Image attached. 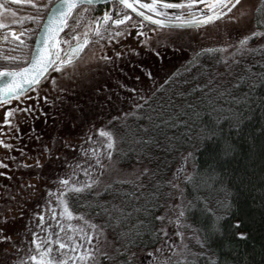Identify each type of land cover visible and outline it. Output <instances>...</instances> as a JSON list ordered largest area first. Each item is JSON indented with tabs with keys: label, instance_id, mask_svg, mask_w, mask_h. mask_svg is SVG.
<instances>
[{
	"label": "rangeland",
	"instance_id": "374dc122",
	"mask_svg": "<svg viewBox=\"0 0 264 264\" xmlns=\"http://www.w3.org/2000/svg\"><path fill=\"white\" fill-rule=\"evenodd\" d=\"M263 1L240 0L236 6H229L231 11L222 9L225 15L214 22L191 29L159 28L136 18L126 24H114L111 19L108 27L101 29L99 24L105 21L101 12L95 7L77 9L64 33L66 45L75 43L82 34L85 37L92 33L81 56L58 71V49V56L38 84L17 98L0 102V264H30L28 256L35 248L32 233L41 241V229L63 237L70 223L74 238L80 240L76 248L81 254L92 253L84 264H122L113 234L100 223L79 216L69 221L59 214L63 208L58 197L63 194L66 200L67 194L74 193H65L61 180L87 184L90 177L92 187L86 191L92 193L113 183L139 180L146 168L143 163L119 162L121 122L202 49L220 48L226 57L240 47L244 36L251 38L254 31L259 34L255 17ZM35 3L50 5L52 0ZM0 4L4 5L0 8V24L28 26L30 55L48 9L34 7L25 0H0ZM162 11L170 14V20L188 15L187 8ZM137 23L140 28L132 33ZM6 27H0V33ZM21 49V44H10L6 53L17 57L16 51ZM22 61L19 56L4 62L17 65ZM5 112L9 113L7 117ZM5 119L11 123H4ZM98 129L113 134L111 148ZM174 157L156 209L153 230L157 239L152 245H140L131 251L130 264H186L207 252L187 214L185 183L194 168L190 147L176 150ZM38 213H43L45 220L40 228ZM77 264L81 262L77 260Z\"/></svg>",
	"mask_w": 264,
	"mask_h": 264
},
{
	"label": "trees",
	"instance_id": "16d2710c",
	"mask_svg": "<svg viewBox=\"0 0 264 264\" xmlns=\"http://www.w3.org/2000/svg\"><path fill=\"white\" fill-rule=\"evenodd\" d=\"M255 20L260 33L246 46L226 57L199 54L121 122L119 162L143 163L148 172L98 193L66 195L74 213L113 234L122 264L156 241L169 165L188 147L194 168L185 183L187 214L207 252L186 264H264V1Z\"/></svg>",
	"mask_w": 264,
	"mask_h": 264
},
{
	"label": "snow or ice",
	"instance_id": "6c2138e0",
	"mask_svg": "<svg viewBox=\"0 0 264 264\" xmlns=\"http://www.w3.org/2000/svg\"><path fill=\"white\" fill-rule=\"evenodd\" d=\"M19 2V0H17ZM25 2L32 4L34 7H44L47 8L50 12L48 17L49 23L44 25L45 34L43 40L40 42L41 46L36 50V54L31 57V63L27 64L25 67L21 68H9V67H0V97H9L17 94L23 89L27 84L36 85L39 82V78L47 71L50 63H53L54 56H58V52L54 51L59 47V41L56 39L59 31L62 27H66V18L71 15L72 9L76 8L78 3H82L83 0H52L50 5L36 4L35 0H25ZM90 3L91 0H88ZM121 3L125 4L128 8H133L140 15H142L146 20L153 21L156 25L164 26L169 22L179 23V24H195L199 26L200 24H209L212 21L218 19V17L224 16L225 12L222 9H227L231 11V6H236L240 3V0H135L137 4H140L144 9H148L149 12L155 13L156 15H149L148 12H140L139 9L134 8L133 3H129V0H120ZM200 5L201 7H194ZM4 5L0 4V8H3ZM166 8H187L188 15L184 17L182 14L177 15L175 20L170 21V14L166 15L162 9ZM206 9L207 11H204ZM11 11V9H6ZM105 19H109L108 13L104 14ZM161 17L157 19L156 17ZM197 16L199 19H197ZM29 19H38L36 17H29ZM125 20H128V16L125 15L123 19L113 20L114 24H122ZM0 27H6L4 24H0ZM257 32H252L251 36H256ZM16 38L19 39V35L16 34ZM6 39V37H5ZM249 40V36H244L240 40L239 44L241 47L246 46ZM23 43V42H21ZM89 43L87 38L77 39L75 41V46L71 48L68 58L60 57L59 65H56L57 70H60V66L70 62V58L73 55H80V51L84 48L85 45ZM223 49H202L201 52H222ZM119 55V53L117 54ZM17 57H6L5 59H16ZM8 112L4 113V116L7 117ZM4 123H11L10 120L5 119ZM100 136L107 138L108 147L111 148L114 143V136L111 132L106 129L97 130ZM209 134L211 135L210 130ZM111 155V153H108ZM188 155H191L190 153ZM96 163L103 167L100 160H96ZM144 172H148V169L145 168ZM93 181L89 177V183H71L69 179H62L61 184L64 186V192H74L82 193L87 189L92 187ZM61 201V206L63 211L59 214L63 217H66L69 221L73 219L74 216H79L83 220V216L79 213H74L69 207V204L66 200L63 199V194L61 197H58ZM39 223L37 227L40 228V225L44 224V214L38 213ZM53 217L56 216V213H52ZM179 223V221H177ZM237 223H239L237 221ZM72 224L68 225L69 231L65 232L64 236L61 237L55 233L47 234L44 233V230L41 229V232L44 234V240L41 241L37 237L35 232L32 233L31 243L35 246L32 250V254L28 256L30 264H77V260L84 264L86 257L91 256V252H86L81 254V251L76 248V245L80 243L79 238H74L72 233ZM95 227V225H92ZM60 231H64L61 227ZM237 235L244 236L245 233L238 232ZM91 239V237H89ZM71 253V256H69Z\"/></svg>",
	"mask_w": 264,
	"mask_h": 264
},
{
	"label": "flooded vegetation",
	"instance_id": "af4514ba",
	"mask_svg": "<svg viewBox=\"0 0 264 264\" xmlns=\"http://www.w3.org/2000/svg\"><path fill=\"white\" fill-rule=\"evenodd\" d=\"M129 2L133 3V5H135L141 11L148 12L149 15H154L155 16V13H151V12H149L148 9H144L140 4H137L135 2V0H129ZM91 6H95V8L97 9V11L98 12H101L100 13L101 16L102 15L104 16L105 13H108L109 19H105L104 18V20H105L104 21V24H102V23L99 24V27L98 28H101V29H105L106 27H108V24H110L109 21L111 19H113V20L123 19V17L125 15L128 16V20H130V18H133V19L136 18L139 21L143 22L142 20H140L139 18H137L135 15H133L128 9H126L125 7H123L121 4H119L116 1H113V2H110V3H107V4H103V5H91ZM86 7H90V5H82V6L78 7V8H76V9H74L72 11L71 15L77 9H79V8H86ZM114 14H116V16H114ZM71 15L68 16L67 21H66V25L67 26L64 27L63 32L60 35L59 40H58L59 41V47H58L59 54H60V57H63V58H68V55H66V56H64V55H65L68 47L71 44H73V42H70L67 45L65 44V42L68 40V38H66V34L64 33L65 29H67L68 26L70 25V24H68V20L70 19V16ZM128 20H125L122 24H126V22ZM139 25H141V24L140 23L139 24L137 23L135 25L136 28L132 31V33H135V32H137L139 30V28H140ZM27 27L28 26H22V27L9 26V27H6L3 30H1V33H0V63H1L0 64V67L21 68V67H23L28 62L29 57H30V55H29L30 35H29V29ZM10 28H16V29H18V31H14V32L12 31L11 32L9 30ZM16 34L19 35V39L16 38ZM35 36H36V34H35ZM35 36H34V39H35ZM5 37H7V38L5 39ZM91 37H92V33H87V34H85V37H84V34H82L78 39H81L82 40L84 38H87L88 41L90 42ZM34 39H33V42H32L31 47H33ZM21 42H23V43H21ZM10 44H21L22 49L20 51H16L17 52V57H19V56H22L23 57V61L21 62V64H19L20 63L19 62L17 65H10V64H6L4 62L5 60H8V59H5V58L10 56L9 53H6L7 47ZM88 45H89V43L87 45H85V47L81 51V53H83V51L87 48ZM58 49H56V51ZM31 51H32V48H31ZM30 54H31V52H30ZM79 56H81V54ZM25 57H28V60L26 62H24ZM61 66H63V65H61ZM64 66H67V65H64Z\"/></svg>",
	"mask_w": 264,
	"mask_h": 264
},
{
	"label": "water",
	"instance_id": "95a60500",
	"mask_svg": "<svg viewBox=\"0 0 264 264\" xmlns=\"http://www.w3.org/2000/svg\"><path fill=\"white\" fill-rule=\"evenodd\" d=\"M113 1H116V2H118L119 4H121L123 7H125L126 9H128L133 15H135L137 18H139L140 20H142L143 22H145V23H147V24H149V25H151V26H155V27H159V28H166V29H191V28H196V27H201V26H204V25H207V24H200L199 26H197V25H195V24H179V23H172V22H169L168 24H166V25H164V26H160V25H156L153 21H151V20H146L142 15H140L137 11H135L133 8H128V7H126V5L125 4H123V3H121L120 2V0H91V2L89 3L88 2V0H83V2L82 3H78V5H77V7L76 8H78V7H80V6H82V5H103V4H107V3H110V2H113ZM129 3H131V2H129ZM76 8H74V9H76ZM134 8H137L135 5H134ZM74 9H72V11L74 10ZM138 9V8H137ZM140 10V9H139ZM140 12H143V11H141L140 10ZM49 15H50V12H49V10L47 11V13H46V15H45V17H44V19H43V21H42V23H41V25H40V27H39V29H38V31H37V33H36V36H35V39H34V43H33V47H32V51H31V54H30V57H29V60H28V62L23 66V67H25L27 64H29V63H31V57L33 56V55H35L36 54V50L41 46V41L43 40V38H44V34H45V27H44V25H47L48 23H49V20H48V17H49ZM187 16V15H186ZM186 16H184V17H186ZM68 18V17H67ZM67 18H66V21H67ZM105 18V17H104ZM157 19H160V17L159 16H157L156 17ZM220 17H218V19H219ZM197 19H199V17L197 16ZM170 21H173V20H170ZM212 22H214V21H212ZM212 22H210V23H212ZM63 29H64V27H62L61 28V30L59 31V34H58V36H57V40H59V37H60V35L62 34V32H63ZM11 32L13 31H18V29H16V28H10L9 29ZM75 46V43H73V44H71L69 47H68V49H67V51H66V53H65V55L64 56H66V55H68V57H69V53L71 52V48L72 47H74ZM85 47V46H84ZM84 49V48H83ZM82 49V50H83ZM81 50V51H82ZM54 51H56V50H54ZM81 51H80V54H81ZM79 57V55L78 56H76V55H73V56H71V58H70V62H73L74 60H76L77 58ZM54 59H55V56H54V58H53V61H54ZM69 62V63H70ZM52 64L53 63H50L49 64V66H48V69H47V71H45L44 72V74L39 78V82L42 80V78L47 74V72L50 70V68H51V66H52ZM38 82V83H39ZM35 85H33V84H27V85H25L24 87H23V89L21 90V91H19L17 94H15V95H12V96H9V97H0V102H5V101H8V100H11V99H14V98H17V97H19V96H21L22 94H24L25 92H27L29 89H31L32 87H34Z\"/></svg>",
	"mask_w": 264,
	"mask_h": 264
}]
</instances>
